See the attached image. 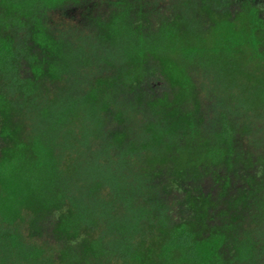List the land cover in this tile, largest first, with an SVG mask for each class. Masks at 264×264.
I'll return each instance as SVG.
<instances>
[{
    "label": "rangeland",
    "instance_id": "rangeland-1",
    "mask_svg": "<svg viewBox=\"0 0 264 264\" xmlns=\"http://www.w3.org/2000/svg\"><path fill=\"white\" fill-rule=\"evenodd\" d=\"M81 1L82 4L84 1L88 8L90 3L97 0H76L68 3L64 9H69V15L59 10L42 16L51 30L58 32L55 38L58 46L54 51V59L61 63L68 59L74 71L56 79L45 78L39 83L34 95L37 105L35 107H26L22 97H19L15 90L18 107L9 117L8 124L13 137H24L32 141L39 139L47 152L55 160H60L64 185L83 211H89L96 220L93 227L101 237L100 244L96 250L85 246L84 242L76 237L82 232L81 225L67 213L63 214L60 233L55 238L47 237L40 232L39 226L48 212L47 209L52 206L54 198L50 191L44 190L29 178L28 165L19 167L15 163L9 147L6 148V153L0 156V227L12 225L19 236L18 241L23 231L32 235L29 241L39 243L44 257L54 264H108L116 253L134 252L135 246L127 250L128 244H132V241L143 247V243L147 244L143 240L147 239L148 234L158 232L157 247L150 255H144L134 263L185 264L181 262L179 249H174L170 257L165 254V244L171 233L179 227V223L191 220V223L196 225L198 221V214L194 218L177 208V192L181 187V175L184 171L176 167L175 173L160 184L154 185L151 184L152 168L149 166L158 164L159 167L165 168L172 165L171 156L167 153L180 133H185L187 141L196 146L195 157L204 165L208 164V150L224 139L225 129L228 127L238 128L241 133L256 138L259 143L260 139L264 142L262 23L253 21L248 16L246 8L236 12L232 18L245 40L243 52L224 55L217 63L187 62V70L193 77L189 89L176 94L173 98L165 96L148 103L146 108L150 110L149 117H144L136 113V110L125 108L124 104L128 99L114 96L108 88V79L97 78L88 81L86 86L81 84L83 80L81 67L83 68V64L89 61V68L92 70H96L101 63L119 68L116 62L124 58L127 63L120 68V73L134 78L140 73L141 53L169 56L174 60L179 56L180 48L185 45H202L208 48L213 31L207 29L203 21L205 8L209 3L198 0H190L188 3V0L175 1L180 14L176 26L179 38L176 42H171L163 31L169 19L167 10L157 11L150 8L144 15H133L130 21L125 23L115 15L101 16L96 24H85L77 22L82 15L79 8ZM139 1L144 7L149 5L148 1L153 4L163 2ZM100 5L103 11L109 10L101 1ZM139 35L145 41L142 52L138 50L141 43ZM253 36L261 40L257 45L259 50L249 42ZM196 72L207 80V93L216 105L213 114L200 111L202 101L199 91L197 92L199 84L196 76H193L197 75ZM81 93L85 96L87 110L93 116L102 118L103 110L109 105H114L117 116L128 121L129 126L126 130L116 133V136L109 140L115 149L125 150L135 143L139 145V142L131 143V140H136L138 136L148 137L141 151L142 163L135 166L134 175L129 178L130 180L127 178L115 185L111 193L109 190L101 189L94 194L88 178L82 171L77 170L83 169L87 160L79 159L75 155H65L67 150L77 151L80 147L79 142L66 134L67 130L73 124L77 126L74 130L80 129L82 125L76 120L64 121L58 126L57 110L62 103L75 104ZM78 111L81 115L84 113L79 107ZM208 117H213L209 129L201 124V121ZM38 130L42 131L39 137ZM260 145L261 157L264 158V145ZM97 148L98 143L92 140L90 149ZM60 152H64L62 157ZM252 157L249 156L246 160L243 157L239 159L250 165L254 162ZM100 159L103 169L110 168L118 175L130 172V169L124 168L123 163L119 161L112 163L107 154L101 155ZM32 160L33 155L29 161ZM229 165L234 167L236 163L231 162ZM202 168L196 167L193 171H201ZM257 173L253 178L256 176L260 179L251 194L252 197L241 199L242 206L235 205L230 214L232 220L229 224L214 229L223 235L229 230V239L236 242V254L228 264H264V186L261 185L264 170ZM141 193L145 194L146 198L142 197ZM253 200L256 206L247 211L246 206ZM47 230L51 231L52 227H47ZM66 235H72L73 238L66 239ZM0 241V254L5 264H41L40 261L26 260L19 249L11 251L8 246L2 245V240ZM141 245L136 247L137 250H142Z\"/></svg>",
    "mask_w": 264,
    "mask_h": 264
},
{
    "label": "trees",
    "instance_id": "trees-1",
    "mask_svg": "<svg viewBox=\"0 0 264 264\" xmlns=\"http://www.w3.org/2000/svg\"><path fill=\"white\" fill-rule=\"evenodd\" d=\"M74 1L76 0H0V156L6 153L5 150L9 147L15 163L19 167L28 165L29 178L36 185L51 192L54 202L47 209L48 212L39 226L43 235L55 238L60 233L63 216L67 213L82 227V232L76 237L84 242L85 246L96 250L101 240L93 227L96 220L89 211H83L74 197L68 193L62 177L60 160H55L39 139L32 141L24 137H13L8 124L9 117L18 107L15 90L19 97H22L26 107H35L37 105L34 95L39 83L45 78L56 79L74 71L68 59L62 63L54 59V51L58 46L55 38L58 32L52 31L42 17L49 12L59 10L69 15V9L64 8ZM100 1L101 4L107 5L109 10L103 11ZM100 1L90 3L88 8L84 1L83 4L81 1L79 8L82 15L80 20L76 19L77 22L96 24L101 16L116 15L117 19L125 23L129 22L133 15H144L145 12L150 11V8L157 11L164 9L168 11L169 17L163 27L167 39L176 42L179 38L176 26L180 14L177 10L179 7L175 4L176 0H162L163 2L154 4L148 1L149 5L145 7L139 4V0ZM198 2L209 3L205 8L203 21L205 27L213 31L208 48L202 45H185L180 48L179 56L174 60L169 56L141 53L140 73L134 78L120 73V68L127 63L124 58L116 62L119 68L101 63L96 70L89 68L90 63L87 61L83 64V68L81 67L83 74L81 84L86 86L88 81L97 78L108 79L110 92L114 96L128 99L124 104L126 109L136 110V113L149 117L150 110L146 108L148 103L165 96L173 98L176 94L189 89L193 77L187 70V62L217 63L224 55L243 52L245 40L232 18L236 12L246 8L248 16L256 23H262L261 28L264 30V0H198ZM139 38L141 43L138 50L142 52L145 41L141 35ZM260 41L256 36L249 40L258 50L257 45ZM166 66L168 68H165ZM196 74L193 76H196L199 84L197 92L199 91L202 101L200 111L213 114L216 105L207 93V80L200 73L196 72ZM85 100L84 94L81 93L75 104L62 103L57 110L58 126L64 121L76 120L82 125L80 129L74 130L77 126L73 124L67 130L66 134L79 142L80 147L77 151L67 150L65 155H75L79 159L87 160L84 162V168L77 170L82 171L88 178L94 194L101 189L109 190L111 193L115 185L124 182L127 178L130 180L129 178L134 175L135 166L142 163L141 151L148 137L138 136L136 140H131V143L139 142V145L134 144L136 147L130 145L125 150L115 149L109 140L114 138L116 133L125 131L129 126L128 121L117 116L114 105H109L103 110L102 118L95 117L87 110ZM78 107L84 110L82 115ZM212 120L213 117H208L202 120L201 124L209 129ZM225 130L224 139L208 150L206 165L197 161L194 148L196 146L187 141L185 133H180L167 153L171 156L172 165H167L165 168L159 167L158 164L149 166L152 168L151 184L154 185L160 184L175 173L176 167L184 171L181 175V187L177 192V208L194 218L198 214V221L196 225H193L191 220L183 224L179 223V227L171 233L165 244V254L170 257L174 249H179L181 262L185 264H228L235 256L237 246L233 239H229V230L223 235L215 232L214 229L229 224L232 220L230 214L235 209V205L242 206L241 199L252 197L251 194L260 179L253 176L258 174L257 171L264 170V158L261 157L260 150V144L264 145V142L260 139L261 143H259L256 138L246 136L238 128L228 127ZM38 132L39 137L42 131L38 130ZM92 140L98 143L96 150L90 149ZM103 154H107L112 163L118 161L123 163L124 168L130 169V172L118 175L110 168L103 169L99 162ZM31 155H33L32 162L29 161ZM60 155L62 157L64 152H60ZM249 156H253V164H246L239 159L243 157L246 160ZM231 162H235L236 166H230ZM196 167L203 168L201 171H193ZM261 185L264 186V180ZM141 196L146 198L143 193ZM254 201L246 206L247 211L256 206ZM49 226L52 227L51 231L47 230ZM155 233L148 234L147 241L143 240L147 244L143 243V247L138 242L132 241V244H128L127 250L135 246L134 252L116 253L108 264H135L134 262L140 257L150 255L159 241L158 232ZM31 237L32 235L23 231L18 241L19 236L16 235L12 225L0 227V240L3 246H8L11 251L19 249L26 260L54 264L44 257L39 243L29 241ZM71 238L72 235H66V239ZM139 245L142 250H137L136 247ZM0 264H5L1 254Z\"/></svg>",
    "mask_w": 264,
    "mask_h": 264
}]
</instances>
